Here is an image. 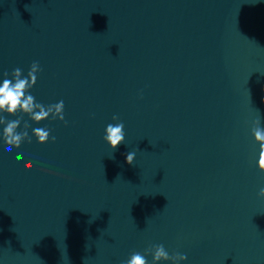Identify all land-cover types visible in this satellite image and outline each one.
<instances>
[{"label":"water","instance_id":"95a60500","mask_svg":"<svg viewBox=\"0 0 264 264\" xmlns=\"http://www.w3.org/2000/svg\"><path fill=\"white\" fill-rule=\"evenodd\" d=\"M33 61L67 123L0 139V264H264V0H0V83Z\"/></svg>","mask_w":264,"mask_h":264},{"label":"clouds","instance_id":"9594fccd","mask_svg":"<svg viewBox=\"0 0 264 264\" xmlns=\"http://www.w3.org/2000/svg\"><path fill=\"white\" fill-rule=\"evenodd\" d=\"M41 71L38 61H33L30 65L27 75H23V70L19 67L13 69L9 78V73L5 72L4 79L0 83V139L3 140L7 149L11 150L19 148L25 141L31 143L32 137H35L37 142L45 144L51 139L55 142L56 137L50 136L51 129L46 127H36L32 129L31 136L28 129L31 126L27 121L23 122V129L18 131L23 121L24 115H27L32 122L40 124L42 121L59 120L64 122V102L63 100L44 105L36 101L30 90L36 85L38 74ZM6 114V115H4ZM20 114V115H17ZM8 116H16V119H7ZM116 123L108 124L105 129L104 141L114 151L121 143L125 142L124 123L119 120V117H112ZM252 134L254 141L259 145V156L256 166L261 173V156L264 155V127L260 126V119L257 118L253 122ZM136 153L129 151L126 154V163L132 165L135 160ZM258 197L264 199V187H261L258 192ZM152 257L151 264H161V262H171V264H180L181 261L187 260L186 254L179 252L170 254L163 244H150L144 249V252H133L130 257L122 261L121 264H149L148 256Z\"/></svg>","mask_w":264,"mask_h":264}]
</instances>
